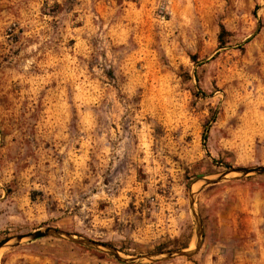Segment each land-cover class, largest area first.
<instances>
[{"label": "rangeland", "instance_id": "obj_1", "mask_svg": "<svg viewBox=\"0 0 264 264\" xmlns=\"http://www.w3.org/2000/svg\"><path fill=\"white\" fill-rule=\"evenodd\" d=\"M16 4L0 18V241L51 227L124 257L192 250L191 190L198 252L136 264H264V175L196 182L264 166V0ZM7 252L124 264L50 237Z\"/></svg>", "mask_w": 264, "mask_h": 264}, {"label": "water", "instance_id": "obj_2", "mask_svg": "<svg viewBox=\"0 0 264 264\" xmlns=\"http://www.w3.org/2000/svg\"><path fill=\"white\" fill-rule=\"evenodd\" d=\"M225 172L215 178H200L196 182L200 183V189H204L205 187L219 184L228 180V177L231 175H237L235 177H246L248 175H264V166L254 167V168H232L228 165L224 166ZM198 192H192L190 190L189 193V205L191 215L195 225V235H196V243L195 247L192 250H172L166 252H158L153 254L147 255H140L135 257H124L122 256L115 248L102 244L87 238L78 237L76 235L63 232L56 228L47 227L44 229H37L32 232L26 234H18L12 237H8L4 240L0 241V251L5 248L15 247L20 245L22 242H33L43 238H59L64 239L70 243L84 246L92 249H97L106 252L114 257V259L120 263L124 264H136L143 261H147L150 263L161 261V260H168L175 257H185L190 258L194 254L198 252L201 247L202 240H203V228L199 218V215L195 208V198Z\"/></svg>", "mask_w": 264, "mask_h": 264}, {"label": "crops", "instance_id": "obj_3", "mask_svg": "<svg viewBox=\"0 0 264 264\" xmlns=\"http://www.w3.org/2000/svg\"><path fill=\"white\" fill-rule=\"evenodd\" d=\"M16 0H0V18L5 19L11 6L16 11ZM16 249V248H15ZM0 264H62L49 257H33L20 252H7L1 257Z\"/></svg>", "mask_w": 264, "mask_h": 264}, {"label": "trees", "instance_id": "obj_4", "mask_svg": "<svg viewBox=\"0 0 264 264\" xmlns=\"http://www.w3.org/2000/svg\"><path fill=\"white\" fill-rule=\"evenodd\" d=\"M222 34H224V30H223V28H221V32H220L219 37H222ZM219 39H221V38H219ZM183 248H185V246H184Z\"/></svg>", "mask_w": 264, "mask_h": 264}]
</instances>
